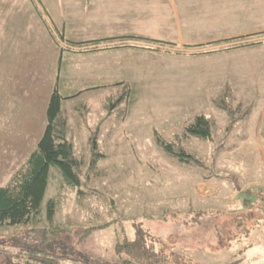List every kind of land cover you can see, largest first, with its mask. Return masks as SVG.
Here are the masks:
<instances>
[{
    "label": "rangeland",
    "instance_id": "1",
    "mask_svg": "<svg viewBox=\"0 0 264 264\" xmlns=\"http://www.w3.org/2000/svg\"><path fill=\"white\" fill-rule=\"evenodd\" d=\"M73 2L0 0V185L36 149L54 88L80 164L73 188L50 167L37 222L0 225V264L30 247L67 264H264V70L242 66L264 47L108 53L114 60L87 66L77 60L91 54L63 40L86 15ZM81 88L92 89L72 96ZM219 97L242 117L231 121ZM197 115L211 138L183 136ZM157 140L177 142L197 163Z\"/></svg>",
    "mask_w": 264,
    "mask_h": 264
},
{
    "label": "crops",
    "instance_id": "2",
    "mask_svg": "<svg viewBox=\"0 0 264 264\" xmlns=\"http://www.w3.org/2000/svg\"><path fill=\"white\" fill-rule=\"evenodd\" d=\"M82 3L86 15L80 21V30H77L76 34L70 33L67 40L63 35L62 38L67 41L65 45L69 52L91 54L87 59L79 57L77 60L87 66H100L102 63L107 64L114 60L107 56L108 53L121 56L122 53L130 55L136 51H143L183 56L217 51L259 52L264 47V0H74L73 2V4ZM34 4L33 2L31 5L38 15ZM42 23L44 24L43 20ZM140 38L152 40L144 42ZM231 38L239 39L228 40ZM136 45L144 48L131 47ZM256 60L259 62L257 63ZM247 64L256 70H264V55L259 56L258 59L247 58L242 64L246 70ZM241 68L239 69L237 65L236 71H241ZM61 78H64L62 74ZM88 89L81 88L72 92L80 93Z\"/></svg>",
    "mask_w": 264,
    "mask_h": 264
},
{
    "label": "trees",
    "instance_id": "3",
    "mask_svg": "<svg viewBox=\"0 0 264 264\" xmlns=\"http://www.w3.org/2000/svg\"><path fill=\"white\" fill-rule=\"evenodd\" d=\"M35 7L38 13L37 5ZM42 20L47 28L46 22L43 18ZM47 29L49 30V28ZM50 36H53L51 32ZM239 38H231L228 40H238ZM140 40L147 42L152 39L140 38ZM217 42L214 43L217 44ZM131 47L144 48V46L137 45ZM77 95L79 93L72 94V96ZM64 98L65 96H62L57 88H54L46 104L45 119L47 122L37 142L36 149L28 154L22 165L11 175L10 180L4 186L0 185V225L28 224V222H37L39 220L40 205L46 192L50 167L55 166L59 169L65 183L70 188L80 184L78 176L80 164L74 156L72 143L66 138L67 122L62 116L61 108V103ZM214 105L218 109L226 112L231 121H237L242 117L238 113L239 107L234 108L232 104L222 97L215 99ZM186 135L204 139L211 138V124L209 120L203 115H197L193 123H190L183 132V136ZM90 141L95 158L99 157L95 139L91 137ZM156 143L161 149L166 150L169 155L180 162L186 164L197 163V160L178 146L177 142L157 140ZM54 204L52 199L48 203L47 216L49 219L53 216ZM6 255L11 264L12 262H14L13 264H67L65 262L66 257L58 256L54 253L51 254L37 247L26 249L18 248L13 256H10L11 254L8 253Z\"/></svg>",
    "mask_w": 264,
    "mask_h": 264
}]
</instances>
